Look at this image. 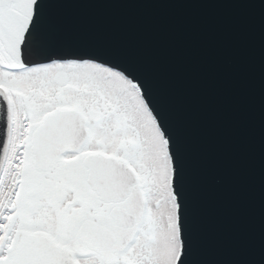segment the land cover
I'll use <instances>...</instances> for the list:
<instances>
[{"label":"snow or ice","instance_id":"6c2138e0","mask_svg":"<svg viewBox=\"0 0 264 264\" xmlns=\"http://www.w3.org/2000/svg\"><path fill=\"white\" fill-rule=\"evenodd\" d=\"M213 4L239 17L234 160L147 30L113 20ZM0 264H264V0H0Z\"/></svg>","mask_w":264,"mask_h":264},{"label":"water","instance_id":"95a60500","mask_svg":"<svg viewBox=\"0 0 264 264\" xmlns=\"http://www.w3.org/2000/svg\"><path fill=\"white\" fill-rule=\"evenodd\" d=\"M113 20L146 29L152 44L163 50L193 89L201 111L204 147L222 159H235L231 101L232 78L239 63L235 37L239 17L223 5L131 7L116 10ZM220 177L209 181L207 208L217 224L226 220L233 193Z\"/></svg>","mask_w":264,"mask_h":264}]
</instances>
